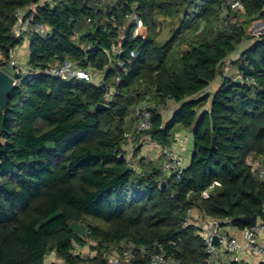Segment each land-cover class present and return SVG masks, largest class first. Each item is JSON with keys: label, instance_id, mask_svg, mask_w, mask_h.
<instances>
[{"label": "trees", "instance_id": "trees-1", "mask_svg": "<svg viewBox=\"0 0 264 264\" xmlns=\"http://www.w3.org/2000/svg\"><path fill=\"white\" fill-rule=\"evenodd\" d=\"M238 1L242 9L228 0H0L2 69L24 41L11 32L18 10L37 4L34 23L48 27L26 33V70L9 72L15 85L0 108V264H45L51 254L49 264H112L113 249L117 264H149L159 246L173 264H209L200 229L185 224L188 209L240 229L252 226L242 217H262L264 180L249 158L264 155V33L248 25L264 20V0ZM133 13L145 35L135 34ZM235 51L240 82L223 70ZM67 59L102 74L101 84L41 72ZM217 77L213 95L203 94ZM147 97L152 126L134 144L145 134L172 146L191 129L192 157L180 172L138 158L140 145L126 149L131 107ZM168 99L179 107L165 121ZM87 245L94 255L76 251Z\"/></svg>", "mask_w": 264, "mask_h": 264}, {"label": "built area", "instance_id": "built-area-1", "mask_svg": "<svg viewBox=\"0 0 264 264\" xmlns=\"http://www.w3.org/2000/svg\"><path fill=\"white\" fill-rule=\"evenodd\" d=\"M233 9H242V5L238 0H228ZM37 4L29 5L25 9H20L16 12L17 20L11 28V32L16 37H24L26 33L33 32L45 35L48 32V27L43 23H34V11ZM29 14V16H27ZM130 20L136 24L135 34L145 35L142 28L145 29L142 21L136 14H131ZM113 50L120 52L121 49L117 46ZM238 51L233 53L234 56ZM16 57L13 55L10 63L17 67ZM122 65V63H121ZM41 72L61 78L65 81L71 80H87L96 85H100L101 81L96 79V75L91 74L88 70L81 68L78 63L69 59L65 61H53L48 63ZM131 115L134 118L135 124L129 134L128 150L131 155L135 149L134 134L142 133L149 130L152 126V112L150 108V100L145 99L141 102L135 103L131 107ZM158 145V144H157ZM162 156V170L167 173H175L182 171L187 163L183 156L173 146L158 145ZM251 166V173L257 180H264V155H254L249 158ZM204 197H209V191L203 192ZM185 224H195L200 230V234L204 237L206 243V252L208 254L207 262L209 264H220L222 260L221 252L229 256L230 262H242L243 259H252L254 264L264 262V209L263 215L257 218L254 226H249L242 229L241 237H235L228 233H219L218 221L211 217L204 215L201 211L195 208L188 209ZM219 236V244L213 242L215 235ZM160 251L152 253L149 258V264H173L168 258L166 251L162 246H159ZM133 249L130 247L126 252L127 258H133ZM51 255H48L45 264H49ZM112 264H117L120 256L116 250H111L107 256Z\"/></svg>", "mask_w": 264, "mask_h": 264}, {"label": "crops", "instance_id": "crops-1", "mask_svg": "<svg viewBox=\"0 0 264 264\" xmlns=\"http://www.w3.org/2000/svg\"><path fill=\"white\" fill-rule=\"evenodd\" d=\"M256 27L260 28L261 32L264 33V20H257L255 22H253L252 28H256ZM252 31H250V32L253 33ZM253 34L257 35L255 32ZM26 38H27V40H24V41L28 42L27 45H24V41H23V43L16 48V54H15V50H14V56L16 55L17 62L21 63L19 70H26V63H27L28 58H29L30 39H29V36L27 34L24 36V39H26ZM251 44H252V40L251 41L250 40L244 41L241 44V46L239 47V51L250 46ZM234 57L235 56L232 54L231 57L227 58L224 61L223 70L227 75L237 76V78H238L239 76L236 74V71L233 69V67L231 65V59ZM102 76H103L102 74L98 73L96 76V79L101 81ZM220 84H221V78L217 77L203 91V94L213 95V93L217 90V88L220 86ZM178 107H179V103H177L171 99L167 100L166 105H164V107L161 108V111L163 113L165 121H169L172 118L175 110ZM193 144H194V142H193L192 130L189 128H187V129L182 128L176 133L175 141L172 143V146L178 151V153L181 156H183L186 163L189 164L191 157H192ZM135 145H136V147H138L140 145L138 158L146 157L148 159L155 160L162 167L163 156H162L161 150H160L159 146L157 145V143L152 141L148 135L142 134L140 136V141ZM126 149L129 153L128 146L126 147ZM218 232L221 234L228 233L232 236L239 237V238L242 235V229L237 228V227H235V226H233L227 222L219 227ZM221 255L223 257H222L220 264H227L229 261V256L224 255L222 252H221ZM51 260L52 259H50V261ZM241 263H243V264H254V261L252 259H243Z\"/></svg>", "mask_w": 264, "mask_h": 264}, {"label": "water", "instance_id": "water-1", "mask_svg": "<svg viewBox=\"0 0 264 264\" xmlns=\"http://www.w3.org/2000/svg\"><path fill=\"white\" fill-rule=\"evenodd\" d=\"M238 82L241 81L240 78L237 79ZM15 85V78L6 70L2 69L0 67V108L4 109L8 103V97L13 89ZM108 106L106 104L103 103H99L96 106L97 110H101L103 108H107ZM215 146V138H213V142H212V147L214 148ZM125 156L122 155V158H124ZM128 169L132 170L133 169V165L130 164L128 165ZM162 187H166V183H162L161 185ZM241 221L254 226L256 224L257 221V216L253 215V216H248V217H242ZM70 228L71 230H73L74 232L78 233L79 235L85 236L88 232L87 226L79 223L77 221H73L70 224ZM213 242L218 245L219 244V236L216 234L213 238ZM58 264H66L65 262H59Z\"/></svg>", "mask_w": 264, "mask_h": 264}, {"label": "rangeland", "instance_id": "rangeland-1", "mask_svg": "<svg viewBox=\"0 0 264 264\" xmlns=\"http://www.w3.org/2000/svg\"><path fill=\"white\" fill-rule=\"evenodd\" d=\"M253 24V23H252ZM252 24H250V25H248V27H249V30L250 31H252L253 33L255 32L257 35H260V34H262V32H261V29L260 28H252ZM165 30H164V35H165V38H168L169 37V35L167 34V32H168V27H165L164 28ZM142 31L144 32V34H146V32H145V29H143L142 28ZM24 40H27V38L26 39H24ZM27 43L28 42H26V41H24V45H27ZM15 54H16V49H15ZM15 57H16V55H15ZM16 59V64H17V69H19L20 68V62L18 63L17 62V58H15ZM14 69V66L9 62V64L7 65V67H6V69L5 70H7L8 72H10L11 70H13ZM25 69V68H24ZM135 147H136V145H134ZM94 243V242H93ZM78 253H81V254H83V255H94L96 252L95 251H93V250H91L90 249V247L87 245V246H85V247H83V248H77V250H76Z\"/></svg>", "mask_w": 264, "mask_h": 264}]
</instances>
